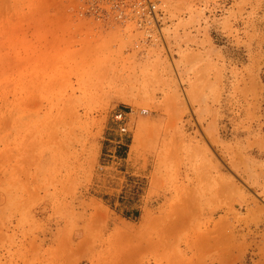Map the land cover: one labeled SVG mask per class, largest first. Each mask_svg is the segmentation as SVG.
Returning <instances> with one entry per match:
<instances>
[{
    "label": "rangeland",
    "instance_id": "rangeland-1",
    "mask_svg": "<svg viewBox=\"0 0 264 264\" xmlns=\"http://www.w3.org/2000/svg\"><path fill=\"white\" fill-rule=\"evenodd\" d=\"M112 4L0 0V264L264 261V0Z\"/></svg>",
    "mask_w": 264,
    "mask_h": 264
},
{
    "label": "bare ground",
    "instance_id": "bare-ground-1",
    "mask_svg": "<svg viewBox=\"0 0 264 264\" xmlns=\"http://www.w3.org/2000/svg\"><path fill=\"white\" fill-rule=\"evenodd\" d=\"M141 3L134 2L132 0H113L112 9L119 13L118 18L123 19L126 18L127 21H132L138 28L142 29L143 31L148 34V37H151L150 31L156 27V25H151L148 20H141L139 16L140 12H138V6ZM163 5V4H162ZM162 5L158 9L157 13L160 15L158 16L159 25L161 24V17L162 13Z\"/></svg>",
    "mask_w": 264,
    "mask_h": 264
},
{
    "label": "built area",
    "instance_id": "built-area-1",
    "mask_svg": "<svg viewBox=\"0 0 264 264\" xmlns=\"http://www.w3.org/2000/svg\"><path fill=\"white\" fill-rule=\"evenodd\" d=\"M134 2L141 3L138 6V12H140L139 16L141 20H150L149 23L151 25H156V27H160L158 16H160L157 11L160 6L163 4L164 0H132ZM209 0H200V4L208 3ZM116 121L122 125L124 121V115L122 113H117L115 115ZM123 133H126V128H121Z\"/></svg>",
    "mask_w": 264,
    "mask_h": 264
},
{
    "label": "crops",
    "instance_id": "crops-1",
    "mask_svg": "<svg viewBox=\"0 0 264 264\" xmlns=\"http://www.w3.org/2000/svg\"><path fill=\"white\" fill-rule=\"evenodd\" d=\"M258 264H264V261H262V262H260V263H258Z\"/></svg>",
    "mask_w": 264,
    "mask_h": 264
}]
</instances>
